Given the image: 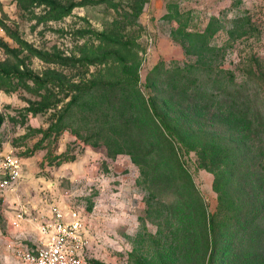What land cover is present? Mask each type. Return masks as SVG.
Masks as SVG:
<instances>
[{
	"label": "rangeland",
	"instance_id": "374dc122",
	"mask_svg": "<svg viewBox=\"0 0 264 264\" xmlns=\"http://www.w3.org/2000/svg\"><path fill=\"white\" fill-rule=\"evenodd\" d=\"M53 1L77 5L0 0V66L48 78L56 103L32 114L40 97L13 74L0 87V155L21 160L0 190V264L38 241L52 204L83 213L88 264H264V0ZM7 31L42 52L115 54L65 68ZM217 141L229 156L210 170L197 151Z\"/></svg>",
	"mask_w": 264,
	"mask_h": 264
},
{
	"label": "built area",
	"instance_id": "2783aa9c",
	"mask_svg": "<svg viewBox=\"0 0 264 264\" xmlns=\"http://www.w3.org/2000/svg\"><path fill=\"white\" fill-rule=\"evenodd\" d=\"M21 176V160L0 155V190H11ZM36 243L14 252L18 264H88L89 238L83 213L72 205L52 204L38 226Z\"/></svg>",
	"mask_w": 264,
	"mask_h": 264
},
{
	"label": "trees",
	"instance_id": "16d2710c",
	"mask_svg": "<svg viewBox=\"0 0 264 264\" xmlns=\"http://www.w3.org/2000/svg\"><path fill=\"white\" fill-rule=\"evenodd\" d=\"M46 3H48L51 6V9L55 11L56 16L66 15L68 12L71 11V9L77 5L76 3H70L67 6H59L57 3H55L53 0H45ZM9 32V36L20 46L24 47L27 51L32 52L33 55L39 57L41 60L55 64L61 67L65 68H81L85 66L87 63H95L98 61L99 63L103 62L104 58L106 56H109L111 54H115V51H105L103 52L99 57H94L92 59H89L87 57H68L65 55H60L57 53H49V52H42L36 48H33L28 45L26 41L21 39V37L15 33L14 31H7ZM103 40H108L109 37L107 35H104L103 33H100L98 35ZM123 43V42H118ZM5 46L6 51L12 52L13 49H9V47ZM125 48V47H124ZM13 74L17 79L18 82L22 83L23 87L29 91L30 93L37 95L40 97V99L36 102L29 103V105L26 107V110L32 114H37L39 112H43L45 110L54 108L56 106V103H49V97L51 94L50 89L46 86L47 80L41 78L40 75L33 73L30 70L25 71H15L13 73L8 72L4 68L0 66V87L9 92L15 90V86L11 81H9L8 77L9 75ZM28 80L31 81L32 84L28 83ZM62 88H64L63 85H61ZM45 92H42V91ZM68 112V108H65V110L60 113L57 117H54L55 114L53 113V120H51L49 126L47 129L43 130V137L47 138L51 134H59L63 128H64V119L66 117V114ZM2 123V119L0 118V124ZM169 134H171L169 132ZM181 138L184 139L182 136V132L178 133ZM229 149H225L224 145L220 142H214L212 144L209 143H203L198 151L197 156L200 159V162L203 167L214 170L222 167L226 164V157L229 156L228 153ZM66 160H69L66 157H61L57 160V162H64ZM209 264H213V260L211 259V262Z\"/></svg>",
	"mask_w": 264,
	"mask_h": 264
}]
</instances>
